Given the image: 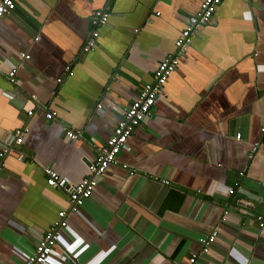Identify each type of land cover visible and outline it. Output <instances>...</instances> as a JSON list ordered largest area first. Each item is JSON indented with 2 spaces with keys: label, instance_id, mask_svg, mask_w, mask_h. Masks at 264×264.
Returning <instances> with one entry per match:
<instances>
[{
  "label": "crops",
  "instance_id": "1",
  "mask_svg": "<svg viewBox=\"0 0 264 264\" xmlns=\"http://www.w3.org/2000/svg\"><path fill=\"white\" fill-rule=\"evenodd\" d=\"M15 2L0 21V150L13 143L15 130L29 132L0 162V264H24L69 208V193L50 187L44 170L55 169L67 184L89 175L203 0ZM103 9L109 24L85 53L92 14ZM66 67L74 76L59 83ZM13 68L15 84L8 78ZM48 111L58 116L49 120ZM263 127L264 0H223L118 164L80 212L68 214L48 264H189L193 254L194 264H264L257 221L264 215ZM68 130L80 138L70 139ZM237 181L242 190L231 196ZM215 230L216 242L202 253L200 239Z\"/></svg>",
  "mask_w": 264,
  "mask_h": 264
},
{
  "label": "built area",
  "instance_id": "2",
  "mask_svg": "<svg viewBox=\"0 0 264 264\" xmlns=\"http://www.w3.org/2000/svg\"><path fill=\"white\" fill-rule=\"evenodd\" d=\"M223 2V0H203L201 7L198 11L190 15L187 19V23L178 39L176 40V49L173 53L168 54L164 60L158 63L154 72L152 81L145 84L140 90L137 98L126 109L122 120L116 126L113 135L108 142L103 145L98 151V157L94 162L89 165V175L85 177L78 184H67L62 176L53 168H46L45 174L47 176V183L50 187L61 188L69 193V208L61 210L58 213L57 220L49 227L47 232L41 238L36 250L33 254L28 256L24 264H48L50 258L56 253L61 237L63 233L68 229L67 216L69 213H79L81 206L86 200L90 199L94 194V191L98 185L100 177L113 165H117L119 162L118 156L127 143L128 139L134 134L136 128L146 122L152 116V109L158 100L162 90L167 84L171 75L176 71L183 56L187 52L188 47L192 44L195 33L202 27L211 23L216 8ZM16 9L15 0H0V21L10 16ZM157 15H160L158 12ZM111 13L109 9L97 10L92 14L91 32L86 39L82 51L85 53L95 50L100 37V29L109 24ZM24 60H29L30 55L22 54ZM17 69L13 68L8 78L10 83H16ZM64 76L58 79L59 83L65 80V77L74 76V72L71 67H66ZM34 99L35 96H33ZM33 111H29V115H33ZM58 116L57 111H48L46 118L51 120ZM264 137V127L261 129ZM29 132L28 127L19 128L14 132V141L5 144L0 150V162L13 153L15 145L21 146L25 141V137ZM67 136L72 140L80 138L79 132L73 130L67 131ZM237 138H241V134L237 135ZM260 145L254 144L249 152V159L255 158ZM19 158H25L24 155H19ZM125 169H129L128 165H123ZM133 175L135 171L130 170ZM240 177L245 176L244 171L239 172ZM169 184L168 181H165ZM240 181H237L235 185L229 189L228 194L233 196L237 192L242 190ZM230 208L225 209L223 212L222 221H228L230 215ZM258 226L261 231L264 232V215L257 216ZM218 230L213 231L210 235L200 239L202 247V253L208 254L211 247L216 242ZM198 255L193 254L189 259V264L196 262Z\"/></svg>",
  "mask_w": 264,
  "mask_h": 264
}]
</instances>
